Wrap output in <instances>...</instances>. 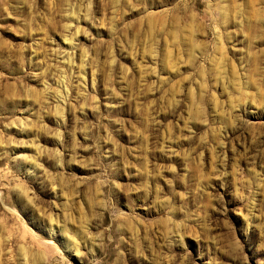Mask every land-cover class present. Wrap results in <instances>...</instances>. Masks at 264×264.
<instances>
[{"label": "rangeland", "instance_id": "rangeland-1", "mask_svg": "<svg viewBox=\"0 0 264 264\" xmlns=\"http://www.w3.org/2000/svg\"><path fill=\"white\" fill-rule=\"evenodd\" d=\"M0 264H264V0H0Z\"/></svg>", "mask_w": 264, "mask_h": 264}]
</instances>
